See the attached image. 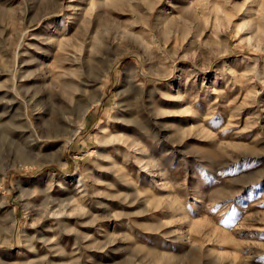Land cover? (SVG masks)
<instances>
[{"label":"rangeland","instance_id":"rangeland-1","mask_svg":"<svg viewBox=\"0 0 264 264\" xmlns=\"http://www.w3.org/2000/svg\"><path fill=\"white\" fill-rule=\"evenodd\" d=\"M0 264H264V0H0Z\"/></svg>","mask_w":264,"mask_h":264}]
</instances>
